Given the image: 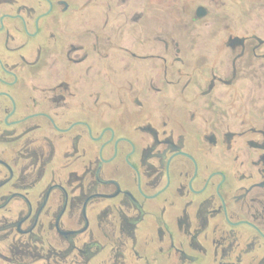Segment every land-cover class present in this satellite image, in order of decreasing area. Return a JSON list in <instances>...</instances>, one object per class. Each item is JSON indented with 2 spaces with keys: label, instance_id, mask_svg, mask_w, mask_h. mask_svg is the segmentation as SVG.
Returning <instances> with one entry per match:
<instances>
[{
  "label": "flooded vegetation",
  "instance_id": "af4514ba",
  "mask_svg": "<svg viewBox=\"0 0 264 264\" xmlns=\"http://www.w3.org/2000/svg\"><path fill=\"white\" fill-rule=\"evenodd\" d=\"M225 5L0 0V264H264V29Z\"/></svg>",
  "mask_w": 264,
  "mask_h": 264
},
{
  "label": "rangeland",
  "instance_id": "374dc122",
  "mask_svg": "<svg viewBox=\"0 0 264 264\" xmlns=\"http://www.w3.org/2000/svg\"><path fill=\"white\" fill-rule=\"evenodd\" d=\"M226 7L219 13L222 24L226 22L233 26L255 28L259 32L264 29V0H225ZM210 17V16H209ZM207 17L206 20L212 17Z\"/></svg>",
  "mask_w": 264,
  "mask_h": 264
}]
</instances>
